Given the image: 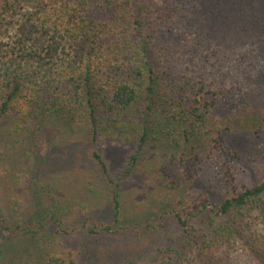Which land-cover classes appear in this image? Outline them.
I'll return each mask as SVG.
<instances>
[{"label": "rangeland", "instance_id": "1", "mask_svg": "<svg viewBox=\"0 0 264 264\" xmlns=\"http://www.w3.org/2000/svg\"><path fill=\"white\" fill-rule=\"evenodd\" d=\"M144 2L147 28L154 31L149 45L150 61L166 86L184 87L192 98L204 92L222 95L228 91L229 96L232 83L239 80L258 93L215 110L206 127L195 130L192 145L165 151L153 146L145 150L132 176L121 183L120 225L154 221L165 226L145 234L141 240L122 238L119 233L89 231L94 227L90 224L92 218L103 219L106 225L112 212L108 189L90 159L86 121H79L77 116L70 121L65 116L33 113L19 97L12 105L18 114H8L0 120V208L4 213L2 226L12 229L19 225L24 235L11 239L10 232L4 235L0 264H44L45 256L76 264L155 263L159 245L169 236L184 239L165 211L173 209L185 215L200 194L220 199L233 193L231 186L215 187L210 182L222 177L218 169L223 170L224 160L232 166L235 189L264 181V0ZM174 5L184 8L186 18L176 16L174 23L168 24L160 21L162 8ZM169 26L178 29L167 33ZM199 26L204 35L193 55L196 44L189 29L193 32ZM0 34L6 41L12 38L13 31L0 29ZM244 53L247 58L239 64L238 57ZM198 91L200 94L195 96ZM208 97L204 96V100ZM245 115H254L259 121H227ZM100 145L106 150L111 170L119 175L131 147L113 137ZM231 151L237 153L236 159L230 157ZM179 153L190 159L197 156L196 160L202 162L190 163L188 168L196 170L195 176L179 188L168 190L158 171L164 160ZM55 206L56 216L50 213ZM80 206H84L83 210ZM1 228L0 225V235Z\"/></svg>", "mask_w": 264, "mask_h": 264}, {"label": "trees", "instance_id": "2", "mask_svg": "<svg viewBox=\"0 0 264 264\" xmlns=\"http://www.w3.org/2000/svg\"><path fill=\"white\" fill-rule=\"evenodd\" d=\"M146 13L144 0H0V29L13 31L6 41L0 34V120L18 114L12 105L20 97L33 113L65 116L70 121L77 116L86 121L90 159L108 189L112 212L106 225L103 219L92 218V234L119 233L122 238L141 240L164 228V223L154 221L120 225L121 183L132 176L149 147L165 151L192 145L195 130L206 127L215 110L258 93L239 80L232 83L229 96L228 91L222 95L204 92L192 98L184 87L166 86L150 61L154 31L147 28ZM176 16L186 18L183 7L164 6L158 18L168 24L174 23ZM200 26L193 32L189 29L196 44L193 55L202 44L204 30ZM175 29L178 27L169 26L166 32ZM238 58L242 64L247 54ZM204 96H209L208 100ZM244 120L259 121L254 115L227 121ZM112 137L131 147L119 175L111 170L100 145ZM224 154L218 153L216 159ZM230 157L236 159L237 153L231 151ZM196 158L179 153L164 160L158 171L164 187L177 189L193 178L196 170L188 167L202 162ZM222 168L218 169L222 177L210 182L215 187L231 186L233 193L220 199L200 194L185 215L173 209L165 211L184 239L169 236L159 245V257L151 264H264V181L235 189L230 162L224 160ZM56 211L55 206L50 213L56 216ZM3 216L0 208V246L8 232L10 239L24 235L19 225L12 229L2 226ZM42 261L76 264L57 256H45Z\"/></svg>", "mask_w": 264, "mask_h": 264}]
</instances>
